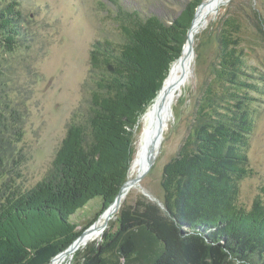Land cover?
Returning a JSON list of instances; mask_svg holds the SVG:
<instances>
[{
	"label": "rangeland",
	"instance_id": "374dc122",
	"mask_svg": "<svg viewBox=\"0 0 264 264\" xmlns=\"http://www.w3.org/2000/svg\"><path fill=\"white\" fill-rule=\"evenodd\" d=\"M208 1L0 0V212L51 171L63 144L125 165L126 179L134 178L143 116L183 57L194 18V52L179 70L185 78L164 114L149 171L112 203L118 210L98 238L64 251L59 264H83L118 229L123 202L142 189L162 201L185 174L201 191V216L192 222L206 228L192 249L198 262L209 261L198 245L216 228L228 241L260 238L264 248V0H228L203 15ZM106 72L112 80L103 85ZM207 125L215 133L198 131ZM108 205L102 210L96 196L66 222L78 236ZM103 256L115 260L113 252Z\"/></svg>",
	"mask_w": 264,
	"mask_h": 264
},
{
	"label": "trees",
	"instance_id": "16d2710c",
	"mask_svg": "<svg viewBox=\"0 0 264 264\" xmlns=\"http://www.w3.org/2000/svg\"><path fill=\"white\" fill-rule=\"evenodd\" d=\"M121 63L123 58L118 62ZM107 73L102 76L103 85L112 80ZM109 74L116 76V68ZM167 76L168 70L160 88ZM215 127L200 126L198 131L203 128L213 134ZM51 164V171L41 181L0 212V264H49L77 236L66 218L96 196H100L103 210L127 177L125 165L90 158L66 144L57 149ZM187 177L190 176L185 174L184 183L166 193L160 204L144 195L132 203L123 202L118 211V229L104 238L83 264H224L223 258L241 264H264L263 245H256L261 243L260 238L250 245L243 239L228 241L225 238L230 234L219 228L203 235L206 243L198 248L209 261L198 262L192 249L197 245V235L206 228L199 231L192 226L201 216L196 199L201 191L194 190L193 180ZM221 240L225 241L220 243ZM112 252L115 260L109 262L103 254Z\"/></svg>",
	"mask_w": 264,
	"mask_h": 264
},
{
	"label": "bare ground",
	"instance_id": "6f19581e",
	"mask_svg": "<svg viewBox=\"0 0 264 264\" xmlns=\"http://www.w3.org/2000/svg\"><path fill=\"white\" fill-rule=\"evenodd\" d=\"M221 0H210L206 3H204L205 9L203 11V15L205 14L206 10L213 7L216 3H218ZM196 15V14H195ZM195 17V16H194ZM194 20V18H193ZM192 20V25L191 29L189 31V35L191 36L192 34V27L194 21ZM198 27V22L196 21L194 24V29ZM193 29V30H194ZM190 54L188 53L187 46L184 48L183 51V57L180 56L178 61L176 62V65L172 68V71L170 73V77L167 80L165 86L163 85L160 90L158 91L159 97L156 99L155 103L153 104L152 108L143 116V128L142 132L139 137V146L136 154V158L133 160L132 165H131V172H134L135 170L139 169L138 173H141L145 168H146V157L149 154V151L152 153L155 152L157 149V134L159 132V128H157V122L154 121V114L153 111L154 109L161 103V106H163V120H164V114L165 116L168 115L169 110H170V102L171 98L175 92V90L178 87V80H179V70L184 67L185 65V60ZM182 59V60H181ZM181 60V61H180ZM180 61V64H179ZM179 64V65H178ZM177 66V68H176ZM161 91V93H160ZM157 95V96H158ZM163 128V126H162ZM155 159V158H154ZM136 174V175H137ZM128 190V189H127ZM125 187L122 188V190L119 193V197H121L126 191ZM116 198V199H117ZM118 201V200H117ZM114 201H112L107 207L103 214L98 218L97 221L93 223V225L86 229L81 237L80 240H78L75 244L80 246L82 244H86L88 241L93 240L98 238V236L102 233L104 230V225L106 227L112 213L118 210V203L112 204ZM112 204V205H111ZM116 209V210H114ZM77 246V247H78ZM69 250H65V252H68ZM63 250L59 254L55 255L51 260L50 264H59L60 263V258H62L63 255Z\"/></svg>",
	"mask_w": 264,
	"mask_h": 264
},
{
	"label": "water",
	"instance_id": "95a60500",
	"mask_svg": "<svg viewBox=\"0 0 264 264\" xmlns=\"http://www.w3.org/2000/svg\"><path fill=\"white\" fill-rule=\"evenodd\" d=\"M227 1H228V0H221V1H219L218 3H216V4L212 7V9H211L210 12H215L221 4H224V3L227 2ZM202 22L204 23V22H205V19H203ZM191 25H192V24H191ZM191 25H190V26H191ZM190 29H191V27H189V29H188V31H187L185 45H187L188 53H189V54H193V52H194V51H193V46H192L193 38L189 35V31H190ZM184 47H185V46H184ZM184 78H185V76H184V74H182L181 77L179 78L178 82H181L182 80H184ZM160 93H161V91H160ZM163 112H164V111H163V106H161V103H160V104L154 109V111H153V113H152V114H154V121L157 122V128H159V132H158V134H157V136H156V137H158V138H157V144H158L157 149L155 150L154 153H152L151 151H149V154H148V156L146 157V160H145V162H146V168H145L141 173L137 174L134 178H132V179H128V178H127V179L122 183V185L120 186V188H119L117 194L115 195L113 201H115L116 198L119 196V193H120V191L122 190L123 187H125V189L127 190V189H130L132 186H140V181L143 179V177H144V176L146 175V173L149 171V169H150V167H151V165H152V163H153V160H154V158L156 157V155H157V153H158V148H159L160 143H161V141H160V137H161V132H162V126L164 125V120H163V117H162V116H163ZM169 114H171L170 111H169ZM142 194H143L144 196H148V197H149V194L146 193L143 189H142ZM149 199H150V198H149ZM150 200H152V199H150ZM154 201H156V200H154ZM156 202H157L158 204H160V201H156ZM114 210H116V209H114ZM103 227L105 228V225H104ZM81 235H82V232H81V233L77 236V238H76L75 240H73V241L71 242V244H69V246H68L67 248H65L63 251H65V250H70V251L76 250L78 245H76L75 243H76L78 240H80ZM60 252H62V251H60ZM60 252H58L57 254H59ZM57 254H56V255H57ZM53 257H54V256H53ZM53 257H52V258H53ZM52 258H51V259H52Z\"/></svg>",
	"mask_w": 264,
	"mask_h": 264
}]
</instances>
